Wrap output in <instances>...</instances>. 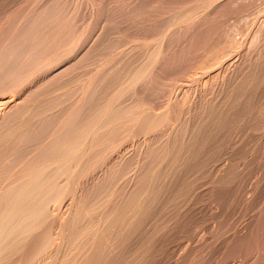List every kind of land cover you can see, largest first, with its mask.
I'll return each mask as SVG.
<instances>
[{
  "label": "bare ground",
  "instance_id": "6f19581e",
  "mask_svg": "<svg viewBox=\"0 0 264 264\" xmlns=\"http://www.w3.org/2000/svg\"><path fill=\"white\" fill-rule=\"evenodd\" d=\"M86 1L89 14L87 12L83 20L90 16L94 20L91 24L88 22L91 27L82 21L90 28L78 27L75 20L77 12L85 14L86 11L81 12L87 7L85 4L80 11L74 9L75 13L68 9L70 0L69 4L68 0H0V264H153L158 258L159 246L164 243L162 239L172 232L174 223L182 219V209L195 208L194 200L201 195L198 187L210 188L216 203L218 199L224 203L228 198V208L240 198L238 193L229 196L227 193L228 188L231 192L232 183H236L233 181L239 170L234 171L236 158L235 162L230 161L235 165H225L228 167L219 171L215 164L227 156L234 160L231 153L240 149L237 144H241L236 133L247 125L243 123L257 107L262 108L264 43L256 45L258 49L253 56L241 55L244 59L234 65V69L231 67L229 73L226 71L220 85L215 84L219 71L217 75L211 74L213 87L209 81L206 83L212 87L210 90L199 83L200 77L193 72L206 68L204 63L212 62L213 57H207L210 62L206 58V62L196 60L189 69L183 66L190 75L193 73L189 84L181 81V75L179 81L172 77L173 81L168 78L166 82L163 73L165 71L166 75L169 66L171 68L170 54L178 46L176 43L181 44L178 41L185 38L182 35L189 30L187 28H194L207 15H212L209 11L215 10L222 0H180L179 3L176 0L174 5L170 1L169 11L160 6L163 11L158 8L155 11V7L147 4L148 0ZM73 3L74 7L78 6L77 2ZM70 13H75V18ZM81 14L77 17L82 18L84 14ZM226 50L223 55L227 57L229 51L226 53ZM219 60L216 62L221 64L223 60ZM182 75L188 76L184 72ZM179 88L187 89L183 91L188 94L182 93L185 97L178 99L173 94ZM240 147L243 150L244 146ZM260 149L258 152L255 149L256 155ZM215 152H220L217 156L222 159L216 156L218 161L214 160ZM252 153L249 152V156L254 155ZM249 163L247 161L246 165ZM244 175L240 180L247 178L244 179ZM261 176L263 179L264 175ZM193 216L190 215L192 219ZM219 225L221 228L223 224ZM247 232L254 234L251 230ZM235 238L229 239L235 241ZM239 239L237 245L241 244ZM236 243L229 245V253L243 251L240 248L239 252V246L237 251L231 252V246H237ZM235 246L232 250L237 248Z\"/></svg>",
  "mask_w": 264,
  "mask_h": 264
},
{
  "label": "rangeland",
  "instance_id": "374dc122",
  "mask_svg": "<svg viewBox=\"0 0 264 264\" xmlns=\"http://www.w3.org/2000/svg\"><path fill=\"white\" fill-rule=\"evenodd\" d=\"M80 1V2H79ZM81 1H82V3H81ZM86 1V0H85ZM83 2V0H77V1H75V0H73L72 2H71V0H70V7L68 6V9L70 8L72 11L74 10V9H78V11H80V9H82V8H84V4L87 6L88 4L86 3V2ZM106 1V0H105ZM128 1V0H127ZM130 1V0H129ZM128 1V2H129ZM149 2H147V4L150 6V4H151V6L150 7H155V11H157V8L160 10V8H159V6L162 8V9H164V11H165V9H167V8H169L167 5H171V3H173V5L174 4H176V0H148ZM159 3H158V2ZM170 1H171V3H170ZM181 1H183V0H181ZM221 1V0H220ZM223 1V2H222ZM221 2H219V4H218V7L216 6L215 7V10L213 9H211L210 11H209V13H212V15L211 14H209V15H207L206 17H205V19H202L201 20V22L200 23H197L198 25H194V28H193V26H192V28L190 29V28H187V29H189L187 32H185V35H190L189 37H187V36H185L183 33H184V31L182 30V33L181 34H183L182 36H184L183 38L184 39H182L181 41L179 40V39H177V41H178V43L180 42L181 44H177L176 43V48H172L174 51V56H175V54L177 55V57H179L180 59H178L177 57H174V56H172L171 54H170V56H171V58H172V62H171V59L169 58V61L172 63V65H174V66H172L171 64V68H170V66H169V70L171 69V70H173L172 72H170L169 70H167L166 71V75H167V77H166V75H165V71H164V73H163V75H164V77H165V80H166V78H167V81L166 82H169V80L170 81H173L172 79H170V78H175V77H177V80L179 81L180 79H181V81L182 80H184V81H182L184 84H189V81H188V79H191V78H193V73H196L195 75H197V77H200V81H199V83L201 84V85H203V84H205L206 85V83H207V81H209L208 83H210L211 82V80L213 79L212 77V75H214V73L217 75L218 73V78H219V80H220V78L221 77H224L226 74H227V72H228V70L232 67H234V65L236 66V65H238L239 63V61L241 62L244 58H241L242 56L244 57H251V55L253 56V54H255L254 52H256L257 50H256V48L258 49V47L257 46H260L259 45V42H260V44L263 42L264 43V8H262V7H264V0H222ZM236 1V2H235ZM73 2H77L76 4H78V6L77 5H75L76 7H74L73 5H74V3ZM131 2V1H130ZM134 2V1H133ZM163 2H166V3H168V4H166V3H163ZM175 2V3H174ZM180 2V0H178V3ZM243 2V3H242ZM258 2V3H257ZM68 4H69V0H68V2H67ZM161 3V4H160ZM163 3V4H162ZM222 3V4H221ZM239 3V4H238ZM72 4V5H71ZM166 6H165V5ZM228 4V5H227ZM235 4V5H234ZM80 5V6H79ZM162 5V6H161ZM164 5V6H163ZM220 5V6H219ZM222 5V6H221ZM234 5V6H233ZM263 5V6H262ZM73 6V7H72ZM81 6H83L82 8H81ZM85 6V7H86ZM172 6V5H171ZM231 6V7H230ZM244 6V7H243ZM256 6V7H255ZM73 9H72V8ZM79 7V8H78ZM88 7L89 6H87L86 8H84L83 10H81V12H85V14L84 13H80V12H77V10L75 11V13L77 12V16H79L78 14H81V15H83L84 14V16L87 14V12L89 11L88 10ZM166 7V8H165ZM226 7V8H225ZM170 8H172V7H170ZM169 8V9H170ZM69 9V11H71ZM90 9V8H89ZM169 9H167V11H169ZM224 9V10H223ZM228 9V10H227ZM237 9V10H236ZM216 10H218V11H216ZM231 10V11H230ZM241 10V11H240ZM73 11V12H74ZM160 11H163V10H160ZM160 11L159 12H157V13H160ZM166 11V12H167ZM211 11H213V12H211ZM262 13H261V12ZM237 12V13H236ZM250 12V13H249ZM75 13H70V14H73V17L75 18V16H74V14ZM220 13V14H219ZM253 13V14H252ZM256 13V14H255ZM259 13V14H258ZM88 14H89V12H88ZM88 14H87V16H88ZM216 14V15H215ZM225 14V15H224ZM232 14V15H231ZM251 14V15H250ZM80 15V16H81ZM234 15V16H233ZM248 15V16H247ZM70 16H72V15H70ZM76 16V18L77 19H75L76 21H78L77 22V26L78 27H82L83 28V26H86L87 24H85L84 25V23L85 22H90V24L91 23H93V21L92 20H94V18L91 20V18H92V16H90V17H87V19H84L83 20V18H86V16L84 17V16H82V18H79V17H77ZM215 16V17H214ZM241 16V17H240ZM258 16V17H257ZM72 17V18H73ZM224 17H226V18H224ZM248 17V18H247ZM263 17V18H262ZM73 18V19H74ZM79 18V19H78ZM89 18H90V21H89ZM213 18H215V19H213ZM230 18H231V20H230ZM208 19V20H207ZM212 19V20H211ZM223 21H222V20ZM240 19V20H239ZM252 19V20H251ZM85 21V22H83V21ZM88 20V21H87ZM203 20H205V21H203ZM211 22H210V21ZM254 20V21H253ZM229 21V22H228ZM246 21V22H245ZM262 21V22H261ZM83 22V23H82ZM204 22H206V23H208V24H206L205 25V23ZM216 22V23H215ZM218 22V23H217ZM231 22H233V23H231ZM252 22V23H251ZM260 22V23H259ZM76 23V22H75ZM236 23V24H235ZM82 24V25H81ZM89 24V23H88ZM90 24H89V26H90ZM224 25V26H223ZM237 25V26H236ZM88 26V25H87ZM88 26V27H89ZM199 26V27H198ZM204 26V27H203ZM221 26V27H220ZM246 26V27H245ZM251 26H252V28H251ZM262 26V27H261ZM91 27V26H90ZM89 27V28H90ZM201 27V28H200ZM215 27V28H214ZM233 27V28H232ZM230 28H232V29H230ZM259 28V29H258ZM84 29H86V27H84ZM187 29H185V31L187 30ZM193 29V30H192ZM199 29V30H198ZM204 29V30H203ZM224 29V30H223ZM250 29V30H249ZM192 30V31H191ZM230 30V31H229ZM234 30V31H233ZM239 30L241 31V32H239ZM243 30V31H242ZM254 30V31H253ZM190 31V32H189ZM223 31V32H222ZM261 31H263V32H261ZM189 32V33H188ZM243 32V33H242ZM256 32V33H255ZM194 33V34H193ZM249 34V35H247V36H245V34ZM196 34V35H195ZM260 34V35H259ZM199 35V36H198ZM238 35V36H237ZM242 35V36H241ZM213 36V37H212ZM225 36H226V38H225ZM181 37V36H180ZM237 37V38H236ZM239 37L242 39V41L239 39ZM245 37H248L247 39L245 38ZM249 37H251L250 38V40H249ZM258 37V38H257ZM188 38V39H187ZM218 38V39H217ZM231 38V39H230ZM232 38H234V40L232 39ZM236 38V39H235ZM254 38V39H253ZM186 39V40H185ZM225 39H227V40H225ZM252 39H253V41H252ZM258 39V40H257ZM229 40H231V42H229ZM244 40V41H243ZM183 41H184V43H183ZM201 41V42H200ZM226 41H227V44H226ZM202 42H204V43H202ZM217 42V43H216ZM224 42H225V44H224ZM239 44H238V43ZM240 42H242V43H240ZM253 42V43H252ZM255 42H257V43H255ZM191 43H192V45H191ZM196 43V44H195ZM209 43H211V44H209ZM221 45H220V44ZM230 43V44H229ZM254 43H255V45H254ZM214 44V45H213ZM222 44H223V46H222ZM235 44H237V45H235ZM179 45H181V47L179 46ZM198 45V46H197ZM201 45V46H200ZM228 45H231V46H228ZM239 45V46H238ZM250 45V46H249ZM257 45V46H256ZM262 45V44H261ZM185 46V47H184ZM246 46V47H245ZM178 47H179V49H178ZM183 47V48H182ZM194 47V48H193ZM219 47H223V48H219ZM236 49H235V48ZM243 47V48H242ZM190 48V49H189ZM195 48H197V49H195ZM219 50H218V49ZM230 50H229V49ZM232 48V49H231ZM240 48H241V51H239L240 50ZM176 49V50H175ZM187 49V50H186ZM208 49V50H207ZM220 49H221V51H220ZM228 50L229 52H228V55H227V57H229V54H231L232 56H230L228 59H227V57H226V54L225 55H223L224 53H225V50ZM239 49V50H238ZM247 49V50H246ZM250 49V50H249ZM252 49V50H251ZM181 50V53H179L178 51H180ZM184 52H183V51ZM188 50H190L191 52H189ZM201 50V52H199ZM210 50V51H209ZM213 50V51H212ZM227 50H226V53H227ZM231 50H232V52H231ZM238 50V51H237ZM192 51H194L193 53H192ZM218 51V53H216ZM223 51V52H222ZM233 51H234V53H233ZM237 51V52H236ZM252 51H253V53H252ZM187 52V53H186ZM214 55H216L215 56V58H214V56L213 55H211V53ZM221 52H222V54H221ZM236 52V53H235ZM239 52V53H238ZM183 53V54H182ZM185 53V54H184ZM203 53H204V55L206 56H202L203 55ZM247 53H248V55H247ZM187 54V55H186ZM196 54V55H195ZM202 54V55H201ZM218 54L220 55V57H218ZM182 55H185V56H187V57H184V56H182ZM193 55V56H192ZM209 55V56H208ZM242 55V56H241ZM226 58H225V57ZM182 57H184V58H182ZM191 57V58H190ZM200 59H199V58ZM207 57H209L210 59H212V57H213V61L212 60H209V58H207ZM205 58H206V60L207 61H212V62H210L211 64L213 63V65H216L215 67L213 66V65H211L210 63H204V62H206V60H205ZM217 58H219V59H222L223 61H222V63L221 64H219V62H216V60L217 61H220L219 59H217ZM236 58V59H235ZM241 58V59H240ZM178 59V60H177ZM246 59V58H245ZM186 62H185V61ZM196 60H197V63H199L200 61H202V60H204V64H206L207 65V67L205 68V66H204V68L206 69V70H208L211 66L212 67H214V68H210L209 70H213L212 71V73L208 70L207 72L205 71V69L202 67L201 68V70H198V69H195V71L190 75V73H188L187 72V70L185 69V68H187L188 67V69L192 66V65H194L195 63H196ZM236 60V61H235ZM174 61H176V64H175V62ZM182 61V63H180ZM184 61V62H183ZM190 61V62H189ZM199 61V62H198ZM230 61V62H229ZM169 62V63H170ZM187 62H188V64H187ZM214 62H215V64H214ZM233 62V63H232ZM186 65H185V64ZM235 63H237V64H235ZM184 64V65H183ZM225 64H226V66L227 67H229V68H227V67H224L225 66ZM230 64H231V66H230ZM233 64V65H232ZM182 66V68H181V66ZM198 65V64H197ZM211 65V66H210ZM229 65V66H228ZM177 66V67H176ZM185 68H184V67ZM187 66V67H186ZM218 66V67H217ZM174 67H176V68H174ZM178 67H180V68H178ZM173 68V69H172ZM180 69L179 71H178V69ZM218 68H220V70L218 69ZM225 70H224V69ZM227 68V69H226ZM235 68V67H234ZM233 68V69H234ZM175 69V70H174ZM183 69L186 71H183ZM204 69V70H203ZM215 69H217V71L215 70ZM233 69H231V70H233ZM182 70V72H180ZM196 70H198L197 72H196ZM202 70L204 71V74L202 73ZM231 70H230V72H231ZM169 71V72H168ZM175 71V72H174ZM189 71V70H188ZM219 71V72H218ZM222 71H225V74L222 72ZM227 71V72H226ZM167 72H168V74H167ZM174 72V73H173ZM177 72V73H176ZM179 72V73H178ZM183 72H184V74H188V76L187 75H184V76H186V77H183ZM199 72H201L203 75H205L206 76V78H205V76H203L202 74H200V75H202V76H198L199 75ZM216 72H218V73H216ZM173 75H171V74ZM182 73V74H181ZM208 75H207V74ZM223 73V74H222ZM229 73V72H228ZM212 74V75H211ZM222 76H221V75ZM182 76V78H180L181 76ZM190 75V76H189ZM194 75V76H195ZM212 77H211V76ZM224 75V76H223ZM192 76V77H191ZM209 76H210V78H209ZM164 77H163V80H164ZM203 77V78H202ZM215 77H217V76H215ZM215 77H214V79H215ZM168 78H169V80H168ZM178 78H180V79H178ZM218 78H217V80H215V84H217V85H220V83H221V81H222V78H221V80L219 81L218 80ZM206 80V81H204V80ZM164 80V81H165ZM180 81V82H181ZM219 81V82H218ZM165 82V83H166ZM175 82V81H174ZM204 82V83H203ZM216 82H218V83H216ZM171 83V82H170ZM173 83V82H172ZM171 83V84H172ZM211 84V83H210ZM213 84H214V81H213ZM214 84V85H215ZM204 85V86H205ZM209 86V84H207L205 87H207L208 88V90H210L213 86H212V84H211V88L210 87H208ZM216 87V86H215ZM218 87V86H217ZM210 88V89H209ZM214 89V88H213ZM186 90L187 91V89H180L179 88V90H178V92H179V94H178V92H177V90H175L174 92L175 93H177V94H173V96L175 95L176 97L178 96V99L179 98H183V96L185 95V93H187V92H184V91ZM184 95H183V94ZM188 94V93H187ZM165 95V94H164ZM163 95V96H164ZM167 95V94H166ZM166 95H165V98L164 97H162L161 99V103H163V100L164 99H166L167 100V97H166ZM185 97V96H184ZM164 98V99H163ZM182 100V99H181ZM165 101V100H164ZM264 102V101H263ZM262 102V104H264ZM262 104H260V106H262V108H263V105ZM261 107L259 108V107H257L256 109L257 110H255L254 111V113H253V115L252 116H254V117H252V116H250V118H249V120H247L246 119V121L243 123V124H247V125H243V127L242 128H239V129H241L240 131L238 130V133H236L237 135H238V137L237 136H235V138L237 137V139H238V142H240L241 144H237V145H239V148L240 149H238V147H237V149L239 150H237V151H233L231 154H233L234 155V160H231V158H229L228 159V156H227V159L225 158V156L223 157V159L225 158V160H216L217 158H216V156L217 155H219V153L220 152H218V153H216L218 150H216V154L214 153V155H212V156H214L213 158H214V160H216V161H218V163H219V165H217V164H215V166H216V168L218 169V171L219 170H221V169H223V167H228V166H225V165H230L231 163H230V161H234L235 162V158H236V166H240L239 168L238 167H236L235 166V168H237V169H234V171H237L238 169V171H237V173H239L240 172V170H241V172L237 175V173L234 175L235 177H236V179L238 180H236L235 178H234V176H233V181L234 182H236V183H232V184H234V185H231L232 186V190H231V192H230V189L231 188H228V196L232 193V194H239L240 195V198L239 199H237V202L236 201H234V204H232L233 206H230L229 208H228V204L226 203V202H228V198H225V204L222 202V200H221V202H219L220 201V199H218L219 201V203L217 204L216 203V200L215 199H212V197L211 196H213V193L211 194L210 193V188L208 189V188H205V186H204V188H202L203 186L201 185V187H198L199 189V192L201 191V192H205V193H201L200 192V194L201 195H203V196H198L197 198H195V200H194V203L196 204V206H195V204H194V206H195V208L193 207L192 209H182V214H181V218L182 219H178L177 220V222L176 223H174V228L171 230L172 232H169V233H171V234H169L168 233V237L167 236H165L163 239H162V242H164L163 244H164V246H163V244H162V242H161V246H159V252H158V254H159V256H158V254H157V259H158V262H157V259H155L156 261L153 263V264H228V263H230V264H251V262H253L254 264H256V262L258 263V264H264V260L262 259V257H264L263 255H264V244H263V242H264V235H262V234H264V228H263V226H264V217H262V216H264V177H263V179H262V176L261 175H264V172L263 173H261L262 171H264V159H262V158H264L263 157V155H264V149H262L263 147H264V128H262V126L264 125V109H262ZM261 112V113H260ZM258 113V114H257ZM255 116H257V117H255ZM251 119V120H250ZM259 120V121H258ZM252 121V122H251ZM248 123H249V125H248ZM259 125V126H258ZM245 126V127H244ZM253 126V127H252ZM250 127V128H249ZM264 127V126H263ZM249 130V131H248ZM256 130V131H255ZM243 131V132H242ZM240 132V133H239ZM246 133V134H245ZM260 133V134H259ZM247 135V136H246ZM258 135V136H257ZM241 136V137H240ZM242 138V139H241ZM244 138V139H243ZM251 138H252V140H251ZM248 139V140H247ZM262 141H261V140ZM240 140V141H239ZM242 141V142H241ZM252 143H253V145H252ZM255 143H260L259 145L258 144H255ZM252 146H251V145ZM261 144H262V146H261ZM240 145L242 146H244L245 148H247V149H245L244 147H242L243 148V150L241 149V147H240ZM256 145L258 146L257 148H255L256 147ZM247 146V147H246ZM253 147V148H252ZM259 147H261V151L258 153L259 155H256V153L258 152V150H259ZM255 149H256V151H255ZM242 150V151H241ZM245 150H249L248 152H246ZM254 150V151H253ZM215 151V150H214ZM213 151V152H214ZM238 152V153H237ZM243 152H244V154H247V155H245V157L243 156L244 154H243ZM246 152V153H245ZM249 152H250V154L252 153V154H254L255 155V157H254V155H251V156H249ZM239 153H242V154H239ZM260 153H261V155H260ZM237 154V156H238V154H239V156L238 157H235V155ZM232 155V156H233ZM242 155V157L243 158H241L240 156ZM256 156H258L257 157V159H256ZM218 158H219V156H217ZM250 157H254L253 159H255V160H253L252 158H250ZM262 157V158H261ZM221 158V157H220ZM219 158V159H220ZM211 160H212V158H210ZM222 159V158H221ZM240 161H239V160ZM241 159H243V160H241ZM251 159L252 160V163L253 164H251V163H249V160ZM237 160H238V162H237ZM251 160H250V162H251ZM260 160V161H259ZM215 161V162H216ZM223 161V162H222ZM228 161V162H227ZM244 161V162H243ZM247 161H248V163L249 164H251V166L249 167L248 165H246L247 164ZM255 161H256V163H257V167H256V163H255ZM234 162L232 163V165L234 164ZM239 162H240V164H239ZM259 162H261L262 164H260ZM227 163V164H226ZM223 164V165H222ZM234 164V165H235ZM238 164V165H237ZM243 164V165H242ZM245 164V165H244ZM232 165H231V167H232ZM262 165V166H261ZM222 166V167H221ZM244 166V167H243ZM247 166V167H246ZM253 166H255V167H253ZM261 166V167H260ZM220 167V168H219ZM230 167V166H229ZM246 167V168H245ZM249 167V168H248ZM255 168L254 170H251V168ZM263 167V168H262ZM240 168H242V169H240ZM252 168V169H253ZM216 169V170H217ZM248 169H250L249 171H247ZM263 169V170H262ZM243 170H245V171H243ZM253 171H255V172H253ZM260 171V172H259ZM246 172H248V173H246ZM253 172V173H252ZM245 173V175H244V179L245 180H240V179H243V177H241V175L243 176V174ZM251 173H252V175H251ZM241 174V175H240ZM248 174V175H247ZM247 175V176H246ZM239 176L241 177V178H239ZM250 176V177H249ZM252 176V177H251ZM249 177V178H248ZM254 177H255V179H254ZM257 178H259V179H257ZM261 178V179H260ZM250 179H252V181L250 180ZM249 180V181H248ZM254 180V181H253ZM261 182H260V181ZM246 182V184H245V182ZM256 181H257V184H255L256 183ZM254 182V183H253ZM263 182V183H262ZM242 183V184H241ZM252 183V184H251ZM242 185V187L240 186V185ZM250 184V185H249ZM253 184H255V185H257V186H255V185H253ZM260 184V185H259ZM262 184H263V186H262ZM235 185L237 186V187H235ZM247 185V186H246ZM231 186H229V187H231ZM240 186V187H239ZM253 188H252V187ZM255 186V187H254ZM250 187V188H249ZM201 188V189H200ZM252 188V189H251ZM255 188V189H254ZM203 189V190H202ZM208 189V190H207ZM227 189V188H226ZM240 189H242L241 191H240ZM205 190H207V191H205ZM234 190H237L235 193H233L234 192ZM209 191V192H208ZM244 191V192H243ZM247 191V192H246ZM257 191V192H256ZM226 192H224L225 194H226ZM205 194H207V195H205ZM208 194H209V197H208ZM211 194V195H210ZM225 194H224V196H225ZM245 196H244V195ZM238 195V196H239ZM226 196H227V194H226ZM225 196V197H226ZM199 197H201V199L199 198ZM211 197V198H210ZM243 197V198H242ZM244 197H246V199L244 198ZM252 197V198H251ZM199 198V199H198ZM208 200H207V199ZM209 198H210V201H209ZM248 198V199H247ZM251 198V199H250ZM211 199L213 200V204L211 203ZM217 199V198H216ZM245 199V200H244ZM198 200V201H197ZM202 200H204V201H202ZM247 200V201H246ZM200 201H201V203H200ZM207 201V202H206ZM244 201V202H243ZM252 201V202H251ZM204 202V203H203ZM251 202V203H250ZM211 203V204H210ZM224 204V205H222V204ZM232 203V202H231ZM244 203V204H243ZM245 203H247V204H245ZM257 203V204H256ZM259 203V204H258ZM226 204L228 205V206H226ZM230 204V203H229ZM253 205V206H251V205ZM261 204V205H260ZM210 206V208H209V206ZM215 205L218 207V211H217V207H215ZM220 205H221V207H220ZM231 205V204H230ZM244 205V206H243ZM249 206L248 208H247V206ZM200 206V209H202L201 211H199L198 210V207ZM207 206V207H206ZM212 206V207H211ZM236 206H237V208H236ZM258 206V207H257ZM262 206V207H261ZM201 207H203V208H201ZM227 207V208H226ZM234 207V208H233ZM255 209V211L254 210H251V209ZM194 209V210H193ZM212 209H216V210H213V212H212ZM220 209V210H219ZM225 209V210H224ZM229 209H231L230 211H228ZM236 209V210H235ZM237 209H240V211L239 210H237ZM183 210H185V211H183ZM192 212H191V211ZM197 210V212H195ZM222 210V211H221ZM234 210V211H233ZM259 210V211H258ZM261 210V211H260ZM187 211V212H186ZM193 211H194V213H193ZM209 211H211L210 213L211 214H209L208 215V213H209ZM221 211V212H220ZM224 211H226V212H224ZM237 213H236V212ZM250 211V212H249ZM184 212H186V213H184ZM201 214H200V213ZM204 212V213H203ZM217 212H219V213H217ZM230 212V213H229ZM234 212V213H233ZM245 212V213H244ZM247 212V213H246ZM263 212V213H262ZM188 213V214H187ZM190 213V214H189ZM192 213L194 214V215H197V216H193L192 215ZM199 213V214H198ZM207 213V214H206ZM222 213V214H221ZM229 213V214H228ZM240 213H241V215H240ZM260 213V214H259ZM187 214V215H186ZM204 214V215H203ZM205 214H206V216H205ZM219 216H218V215ZM236 214V215H235ZM239 214V215H238ZM251 214H253V215H251ZM263 214V215H262ZM190 215H191V217L193 216L194 218L192 219L191 217H190ZM200 215V216H199ZM211 215H213V216H211ZM224 215V216H223ZM234 215V216H233ZM258 215V216H257ZM262 215V216H261ZM182 216H184V217H182ZM189 216V217H188ZM202 216V217H201ZM203 216L205 217V219L203 218ZM230 216V217H229ZM200 217V218H199ZM207 217V218H206ZM210 217V218H209ZM222 217V218H221ZM190 218V219H189ZM216 218V219H215ZM217 218H218V220H217ZM220 218H221V220H220ZM262 218V219H261ZM195 219V220H194ZM204 219V220H203ZM208 219H209V222H207L208 221ZM212 219V220H211ZM181 220V221H180ZM200 220V221H199ZM220 220V221H219ZM213 221V223H211L210 224V222H212ZM229 221H231L230 223H229ZM235 221H236V223H235ZM256 221H257V223L258 224H256ZM204 222V223H203ZM215 222V223H214ZM217 222V223H216ZM220 222V223H219ZM261 222H263V223H261ZM206 223H208L209 225H207ZM223 224V225H221L222 227L220 228L219 226V224ZM180 224V225H179ZM215 224V225H214ZM218 226H217V225ZM225 224V225H224ZM229 224V225H228ZM231 224V225H230ZM178 225V226H177ZM210 225H211V227H210ZM232 225H233V227H232ZM243 225V227H241ZM249 225H250V228L252 227V225H253V229L251 228H249ZM256 227H255V226ZM259 225H260V227H259ZM263 225V226H262ZM216 226L218 227V229L216 228ZM224 226H225V228H224ZM229 226V227H228ZM239 226V227H238ZM190 227V228H189ZM182 228V229H181ZM187 228V229H186ZM191 228H193L192 230H190ZM200 228V229H199ZM202 228V229H201ZM204 228H206V229H204ZM211 228V229H210ZM213 228H215V229H213ZM222 230H220V229ZM227 228V229H226ZM233 230H231V229ZM240 228H241V230H240ZM249 228V229H248ZM260 228H262V229H260ZM184 229V230H183ZM195 229H197L196 231H195ZM200 231H199V230ZM208 229V230H207ZM210 229V230H209ZM229 229V230H228ZM175 230V231H174ZM180 231V233H178L179 231ZM181 230H183V231H181ZM187 232H186V231ZM188 230H190V231H188ZM202 230V231H201ZM207 230V231H206ZM215 230H216V232H215ZM226 230H228V231H226ZM243 230H245V231H243ZM253 231L252 233H254V234H251V232H247V231ZM260 231V233H258L259 231ZM176 233H174V232ZM184 231H185V233H184ZM192 231H193V233H192ZM199 231V232H198ZM206 231V232H205ZM208 231H211V232H208ZM225 231V232H224ZM241 231V232H240ZM256 233H255V232ZM263 231V232H262ZM189 232V233H188ZM201 232V233H200ZM224 232V233H223ZM237 232V233H236ZM172 233H174L173 235H172ZM177 233H178V235H180V237L177 235ZM200 233V234H199ZM241 233H243L244 235H243V237H242V235L240 236V234ZM245 233H248L247 235L248 236H250V238L247 236V235H245ZM259 235H258V234ZM172 235V236H171ZM177 235V236H176ZM184 237V238H182V236ZM254 235V236H253ZM171 236V237H170ZM208 236V237H207ZM228 236V237H227ZM236 236V240L235 241H232V240H234V237ZM247 236V237H246ZM167 237V238H166ZM189 237V238H188ZM215 237V238H214ZM255 237V238H254ZM172 238V239H171ZM176 238V239H175ZM186 238H187V241H185L186 240ZM200 238V239H199ZM201 238H202V240H201ZM205 238V239H204ZM228 240H226V239ZM229 238H231V239H229ZM240 238H246L245 240L243 239V241H242V239L240 240L239 239V241L241 242V244H239V242H238V245H237V243H236V241L238 240V239ZM261 238V239H260ZM178 239V240H177ZM184 239V240H183ZM207 239V240H206ZM210 239H211V241H210ZM214 239V241H212ZM223 239V240H222ZM225 239V240H224ZM258 239H259V241H258ZM173 240V241H172ZM192 242H191V241ZM220 240V241H219ZM221 240H222V243H221ZM231 240V241H230ZM249 240H251L250 241V243H249ZM260 240H262L261 242H262V244H261V242H260ZM226 241V242H225ZM255 241V242H254ZM168 242H170V243H168ZM173 242L176 244H173ZM181 242V243H180ZM203 242V243H202ZM206 244H205V243ZM212 242V243H211ZM219 242V243H218ZM260 242V243H259ZM228 243V244H227ZM233 243H236V245L237 246H235V244L233 245V246H235V248L236 249H233L232 250V248H233V246H231V252H233L234 250H236L237 251V249H238V247H239V252L240 251H242V252H240V253H238V251L237 252H233V253H229L230 251H228V250H230V249H228V247H230L229 245H232ZM245 243H247L246 245H245ZM252 243V244H251ZM256 245H255V244ZM171 244L173 245V246H171ZM179 246H178V245ZM183 245V247H181V245ZM194 244V245H193ZM201 244V245H200ZM208 244V245H207ZM250 244V245H249ZM254 244V245H253ZM258 244H261V246L260 245H258ZM169 245V246H168ZM188 245H190V246H188ZM197 245V246H196ZM206 245V246H205ZM213 245V246H212ZM226 245H228V246H226ZM245 245V246H244ZM258 245V246H257ZM176 246V247H175ZM195 246V247H194ZM200 246V247H199ZM203 246H204V249H203ZM209 246V247H208ZM179 247H181L182 248V250H180L181 252H179ZM192 247V248H191ZM199 247V248H198ZM255 247H257V248H255ZM167 248H168V250H167ZM170 248V249H169ZM174 248V249H173ZM177 248V249H176ZM180 248V249H181ZM183 248H184V250H183ZM186 248V249H185ZM194 248V249H193ZM202 248V250L200 251V249ZM209 248V249H208ZM247 248V249H246ZM172 249V250H171ZM196 249H198V251L196 250ZM253 249V250H252ZM254 249H256V250H254ZM173 250H175V251H173ZM187 250V251H186ZM190 250H192V251H194V252H192V251H190ZM209 250H211V253H212V255H211V253H210V251ZM248 250V251H247ZM259 250L261 251V252H259ZM198 252V254H197V252ZM248 253H247V252ZM250 251V252H249ZM252 251H254L255 253H257V254H255L254 252H252ZM257 251V252H256ZM173 252H175V253H173ZM177 252H179V253H177ZM186 252V253H185ZM190 252H192V253H190ZM196 252V253H195ZM200 252V253H199ZM204 252V253H203ZM208 252V253H207ZM245 252V253H244ZM162 253V254H161ZM169 253V254H168ZM182 253V254H181ZM203 253V254H202ZM207 255H206V254ZM250 253V254H249ZM263 255H262V254ZM176 254V255H175ZM195 254V255H194ZM254 254L256 255L255 257H254ZM260 254V255H259ZM161 255V256H160ZM169 255V256H168ZM170 255H171V257H170ZM175 255V256H174ZM190 255V256H189ZM194 257H193V256ZM197 255V257H195ZM218 255V256H217ZM226 255V256H225ZM244 255H249V259H246L247 257L246 256H244ZM262 255V256H261ZM173 256V257H172ZM176 256H180V257H176ZM189 256V257H188ZM207 256H208V258H207ZM209 256H210V258H209ZM260 256V257H259ZM192 257V258H191ZM217 257V258H216ZM219 257V258H218ZM221 257V258H220ZM226 257H228V258H226ZM245 257V258H244ZM253 257V258H252ZM257 257V258H256ZM165 258V259H164ZM175 258V259H174ZM184 259V261L183 260H181V259ZM198 258V259H197ZM235 258H237V259H235ZM239 258H241V259H239ZM171 259V260H170ZM180 259V260H179ZM188 259H190V260H188ZM195 259V260H194ZM211 259V260H210ZM224 259V260H223ZM226 259V260H225ZM250 259L252 260V261H250ZM259 259V260H258ZM160 260V261H159ZM165 260H167V261H165ZM187 260H188V263H187ZM199 261V263H198V261ZM201 260H202V262H201ZM230 260V261H229ZM236 260V261H235ZM249 260V261H248ZM256 260V261H255ZM162 261H164V262H162ZM183 261V262H182ZM195 261V262H194ZM205 261V262H204ZM213 261V262H212ZM215 261H216V263H215ZM239 263H238V262ZM190 262H192V263H190ZM208 262V263H207ZM241 262V263H240ZM247 262H250V263H247ZM252 263V264H253Z\"/></svg>",
  "mask_w": 264,
  "mask_h": 264
}]
</instances>
